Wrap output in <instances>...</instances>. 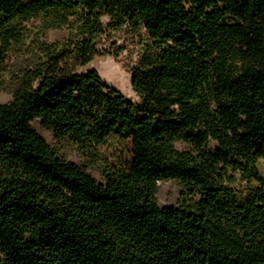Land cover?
I'll list each match as a JSON object with an SVG mask.
<instances>
[{"label": "trees", "instance_id": "trees-1", "mask_svg": "<svg viewBox=\"0 0 264 264\" xmlns=\"http://www.w3.org/2000/svg\"><path fill=\"white\" fill-rule=\"evenodd\" d=\"M119 30L146 32L139 101L79 70ZM0 91V264H264V0H0Z\"/></svg>", "mask_w": 264, "mask_h": 264}, {"label": "rangeland", "instance_id": "rangeland-1", "mask_svg": "<svg viewBox=\"0 0 264 264\" xmlns=\"http://www.w3.org/2000/svg\"><path fill=\"white\" fill-rule=\"evenodd\" d=\"M109 20L108 17L103 18L104 22ZM40 20L30 22V25H38ZM67 31L63 29H50L47 31V38L55 41L59 40L67 35ZM146 32L143 30L141 33H128L125 30H119L114 32L110 40L106 42V38L103 41L107 46H111L112 43L117 45H123L125 49L119 54L118 57L103 56L97 57L86 66L80 67V71L97 70L102 79L108 84L117 88L126 98L134 101H139V96L135 93L132 86V68L136 65L143 53V44L146 40ZM13 97V94L8 91H0V103L9 102ZM33 126L36 131L53 147L59 149L68 160L74 161L81 165L84 164L81 156L75 151H69L67 149L60 148L54 140L53 135L48 130L44 129L41 124V120L37 119L33 122ZM179 148L185 149L188 146L185 143L178 142L176 144ZM103 155L110 161L119 166L127 165L133 156V144L130 140L111 138L101 148ZM259 167L264 174V159L260 161ZM87 170L99 181H103V176L99 169L93 166H87ZM247 183L239 180L234 186L241 189L245 187ZM186 193L185 186L176 180H168L159 183V189L157 193L158 201L162 206H180L184 200V194ZM1 258V255H0Z\"/></svg>", "mask_w": 264, "mask_h": 264}]
</instances>
